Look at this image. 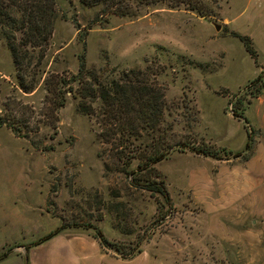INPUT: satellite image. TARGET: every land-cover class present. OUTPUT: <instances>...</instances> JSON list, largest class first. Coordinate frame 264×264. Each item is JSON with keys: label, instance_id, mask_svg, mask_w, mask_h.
<instances>
[{"label": "rangeland", "instance_id": "obj_1", "mask_svg": "<svg viewBox=\"0 0 264 264\" xmlns=\"http://www.w3.org/2000/svg\"><path fill=\"white\" fill-rule=\"evenodd\" d=\"M56 8L33 90L19 87L0 36V115L28 131L0 124V254L20 253L24 264H264V0H220L210 16L158 4L96 23L98 7L58 0ZM233 32L251 39L256 59ZM84 44L99 79L149 70L164 88L166 129L156 135L188 148L173 147L145 177L169 200L122 171L98 103L95 115L81 112L73 89L50 118L45 79L75 75ZM200 143L219 158L189 149ZM92 227L124 252L101 247ZM9 257L0 264H14Z\"/></svg>", "mask_w": 264, "mask_h": 264}, {"label": "trees", "instance_id": "obj_2", "mask_svg": "<svg viewBox=\"0 0 264 264\" xmlns=\"http://www.w3.org/2000/svg\"><path fill=\"white\" fill-rule=\"evenodd\" d=\"M220 0H79L85 7H98V14L93 23L106 20L108 16H131L141 7L163 4L171 8L183 7L198 13L200 16H210L215 7H219ZM58 0H0V36L4 38L10 51L12 61L16 68L17 83L22 91L33 90L40 65L45 56L50 38L57 19ZM86 33H84L85 35ZM249 54L256 59L257 53L252 46L251 39L238 35ZM260 75L254 79L253 84L260 81ZM71 82L75 83L73 87ZM45 83L53 93V108L50 118H53L54 109L62 107L65 103V93L72 91L78 97V107L87 115H95L96 110L92 103L99 104V121L102 127V137L117 139L116 153L122 160V171L133 176L135 185L159 193L169 200L167 190L158 185L155 180L145 177V174L156 173L155 164L165 159L173 147L188 148L182 144H164V137L160 132L164 128V113L167 108L164 88L159 85L149 70L130 69L120 73L116 79H99L94 70L86 66L85 44L79 56V67L75 75H50ZM69 85L67 90L64 85ZM53 86V87H52ZM259 87L256 91L259 92ZM232 115L243 118L234 110ZM244 119V118H243ZM10 120V121H9ZM247 123L246 119H244ZM0 124L10 127L17 136H28L12 119L0 115ZM248 141L245 149L251 148V132L247 133ZM147 138H150L149 144ZM138 141V145L134 141ZM189 149L197 154L219 158L218 150L205 146L203 143L189 145ZM237 153L234 156H238ZM137 158V170H130L131 159ZM128 175V176H129ZM93 237L98 240L101 247L114 248L117 252H124L119 245L109 241L104 233L96 228ZM65 227L61 225L50 232L41 241H45ZM39 242V243H41ZM136 248V249H135ZM139 246L133 247L127 256L140 253ZM126 254V253H125ZM125 254L122 253V256ZM8 252L0 254V260L6 258Z\"/></svg>", "mask_w": 264, "mask_h": 264}, {"label": "crops", "instance_id": "obj_3", "mask_svg": "<svg viewBox=\"0 0 264 264\" xmlns=\"http://www.w3.org/2000/svg\"><path fill=\"white\" fill-rule=\"evenodd\" d=\"M7 257L12 258V260H14V264H24L23 255L20 253L11 254V255H8Z\"/></svg>", "mask_w": 264, "mask_h": 264}, {"label": "water", "instance_id": "obj_4", "mask_svg": "<svg viewBox=\"0 0 264 264\" xmlns=\"http://www.w3.org/2000/svg\"><path fill=\"white\" fill-rule=\"evenodd\" d=\"M220 27H219V25H216V29H219Z\"/></svg>", "mask_w": 264, "mask_h": 264}]
</instances>
